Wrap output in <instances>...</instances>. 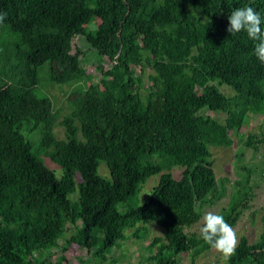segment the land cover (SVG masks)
<instances>
[{"label":"trees","instance_id":"trees-1","mask_svg":"<svg viewBox=\"0 0 264 264\" xmlns=\"http://www.w3.org/2000/svg\"><path fill=\"white\" fill-rule=\"evenodd\" d=\"M244 6L264 28V0H0V264H65L52 252L72 245L103 261L125 232L146 236L147 223L164 231L149 244L151 264H180L181 254L195 264L212 248L185 229L228 194L210 149L234 138L261 157L235 164L218 213L235 226L255 188L264 190V63L245 32H226L227 16ZM75 38L88 49L74 50ZM90 49L101 90L82 85ZM42 79L64 95L67 114L39 88ZM257 118L261 132L244 135ZM172 168L182 169L179 179ZM261 226L256 242L240 238L227 264H264V215Z\"/></svg>","mask_w":264,"mask_h":264},{"label":"rangeland","instance_id":"rangeland-1","mask_svg":"<svg viewBox=\"0 0 264 264\" xmlns=\"http://www.w3.org/2000/svg\"><path fill=\"white\" fill-rule=\"evenodd\" d=\"M74 44V50L76 46L82 47L84 49H88V46L86 43L80 39L75 38L73 40ZM72 53H75L72 51ZM87 61L84 64V68L87 72V77L83 81L82 85L84 88H92L97 87L99 90H101L102 86L100 84V78L101 76L99 73H97V57L95 52L90 49L87 52ZM39 88L42 89L44 94L46 95H54L56 102V107L63 108L62 114H67L68 110L65 106L62 105V99L64 95L62 96L60 91L56 88L54 89H48L47 82L42 79L41 84L39 85ZM227 87L223 86L219 90H224ZM64 90V88H63ZM65 90H69V88H65ZM225 92L232 95V92L230 90H225ZM37 94L42 97L45 96L40 91L37 92ZM46 97V96H45ZM212 117H215L217 120L223 121L224 115L222 114H212L209 113ZM261 123V119L257 118L254 121H250L248 123V126L244 127L242 130V133L245 135L247 131L259 134L261 130L259 129V124ZM248 128V129H247ZM54 133L57 139H63L64 138V130L61 128V126H56L54 129ZM234 143L228 148H211V154L214 161V171L217 179L221 178H228L230 183L233 182V180L236 178V174L234 173V167L237 162V159L242 158L243 162L246 164H258L257 162L260 161V152L256 153L253 152L251 149H245L244 147H240L237 145V141L234 138ZM44 164L46 167H48L50 170H52L56 177L60 178L62 175V170L53 163H46L44 160ZM181 168H172L170 173L175 179H179L181 175ZM98 174L105 178L109 179V173L107 171L106 166L101 163L98 168ZM74 181L77 185L78 182H80V178L76 176L74 178ZM159 181L158 176L151 177L145 185L142 186L141 192H140V202H143V200H147V195L149 196V193L151 192V189L157 185ZM230 183H226L225 187L227 190V193L230 192ZM256 195L254 200L250 203L249 209L242 212L240 218L236 222L233 229L236 232L237 240L239 242L240 238L242 236H245L250 243H254L258 240V236L261 232L262 226H261V218L264 215V190L262 189L261 185L257 188H255ZM228 194H226L223 198L219 199L213 206H205L202 209V217L208 212H212L214 214H218L223 208L226 207L227 201H228ZM78 196V188L76 186L75 193L71 194L68 199L70 201H76ZM202 226V218L201 220L193 225L190 228L185 229V232L188 235L191 234H198L199 230ZM70 226L67 225L66 229H69ZM145 228L148 229V233L143 238H136L133 234H131L132 231L125 232L126 239L122 241L118 247L114 248L109 255H107L106 259L103 261H98L94 259L91 256V253H87L85 250H82L74 245L70 246L67 251L61 252L60 249H55L52 252V255L54 256V260L57 259L58 256H63L66 259L65 264H80V261L83 260H89L90 264H151L150 257L155 252L156 248H153L152 252L149 250V244L152 241L153 238H164V231L159 228L154 223H147L145 225ZM72 234V231H69L68 237ZM67 237V238H68ZM164 242V241H163ZM177 260L180 264H190L191 263V254H181L177 256ZM195 264H227V261L225 262L222 258L221 254L216 252L214 249H210L209 251L201 254L197 259L194 260Z\"/></svg>","mask_w":264,"mask_h":264},{"label":"clouds","instance_id":"clouds-1","mask_svg":"<svg viewBox=\"0 0 264 264\" xmlns=\"http://www.w3.org/2000/svg\"><path fill=\"white\" fill-rule=\"evenodd\" d=\"M6 13H0V22H3ZM228 27L226 32L235 35L245 32L247 37L254 41L253 55L264 63V28L258 11L251 6L238 7L227 16ZM200 239L210 248L220 253L224 261L235 255L238 244L237 235L223 215L208 212L202 217V226L199 230Z\"/></svg>","mask_w":264,"mask_h":264}]
</instances>
